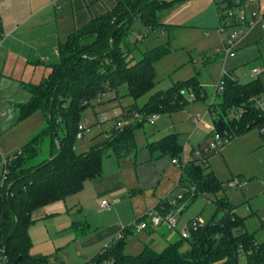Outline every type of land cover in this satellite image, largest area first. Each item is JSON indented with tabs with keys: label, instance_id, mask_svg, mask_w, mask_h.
I'll return each mask as SVG.
<instances>
[{
	"label": "trees",
	"instance_id": "trees-1",
	"mask_svg": "<svg viewBox=\"0 0 264 264\" xmlns=\"http://www.w3.org/2000/svg\"><path fill=\"white\" fill-rule=\"evenodd\" d=\"M178 0H117L114 8L93 17L84 26L76 28L64 42L58 45L59 62L51 66V72L38 84L26 86L30 99L18 104V120H24L37 112L46 117V125L22 147L21 154L7 163V173L0 187V243L11 264L47 262V257L32 254L29 234L38 210L64 200L79 192L86 181L103 174L104 157L113 153L121 158L139 150L136 131L144 127L153 115L170 113L188 106L192 101H204L208 95L197 75L175 82L166 90L156 91L141 107L137 101L152 92L157 85L156 63L171 52L176 27L163 23L167 8ZM243 1V0H242ZM221 0H214L215 7ZM229 7L234 0H223ZM140 19L144 37L168 32V40L154 48L141 51L138 57L139 37L132 41L133 25ZM219 22H221L219 18ZM219 88L214 93L221 101L218 107L208 104L212 116V131L207 139H221L222 145L205 152L209 143L200 144L194 150L193 159L180 164L181 176L177 187L185 193L173 203L161 199L154 209L137 218L145 221L153 212L170 213L187 197L213 194L217 211L222 218H213L207 224L190 230L188 238L156 251L146 245L136 255L125 252L127 236L114 239L104 246L91 261L109 260L111 264H264V241L258 242L254 233L240 231L245 218L238 215L220 181L209 165V158L220 153L237 137L257 129L264 140V109L257 100L264 99V84L256 77L241 83L233 71L222 74ZM126 86V96L132 103L120 105L126 110L121 119H130L134 113L142 117L123 127L114 126L105 141L88 151L77 153L75 143L83 110L97 103L106 102L107 94L120 102L124 95L120 89ZM220 87H223L220 89ZM206 100V101H205ZM121 103V102H120ZM49 137V156L36 161L40 153V137ZM145 147L153 154L159 152L183 162L182 145L176 133H169L156 140H147ZM201 155H195L196 150ZM5 171V168H3ZM198 218L190 219L188 224ZM188 245L183 249L184 245Z\"/></svg>",
	"mask_w": 264,
	"mask_h": 264
},
{
	"label": "rangeland",
	"instance_id": "rangeland-1",
	"mask_svg": "<svg viewBox=\"0 0 264 264\" xmlns=\"http://www.w3.org/2000/svg\"><path fill=\"white\" fill-rule=\"evenodd\" d=\"M261 1V8L264 11V0ZM246 4L250 8L249 6L254 3L245 0ZM256 5L258 6V4ZM166 12L168 13V23L177 24L175 26L176 38L171 44V52L156 63L157 85L155 89L140 98L137 101L138 106L144 105L154 92L166 90L175 82L185 81L195 75L198 76L209 97L207 101L205 100L206 102L192 101L184 108H179L170 113L158 114L156 115L155 124L146 121L144 127L136 131V141L139 149L143 152L144 148L142 147H145L146 137H150L153 131L174 132L178 135V140L183 148L182 158L187 153L188 160H191L189 156L193 147L196 148L201 143L204 146H206V143H209V145L213 143L212 138L207 139L212 131V116L208 110V104L214 102L218 107L221 101L219 96L214 95L215 86L216 83L218 84L220 76L232 70L239 81L245 83L256 78L252 76L253 71L256 69L263 70L264 65L253 59V53H246L248 58L245 60H237L239 54H244V52H241L242 49L248 47L245 42L241 43L239 41L233 53L228 54V56H224L223 52H218V49L223 47L222 37L227 33L238 31L239 27H231L224 34L220 33L219 16L213 0H178L174 5L167 8ZM162 21L165 23L164 16ZM243 28L245 33L248 28L245 26ZM144 33L141 20L136 19L133 25V34L130 38L132 41H136L139 37L143 38L137 50L138 57H140L141 51L154 48L168 40L167 31L158 34L152 33L148 37H144ZM254 48L255 45H251L250 50H254ZM192 59L196 60V63H192ZM260 77L264 79V73ZM126 92L127 88L123 86L120 89V93L124 95L119 99L121 103L111 104L109 98L113 95L110 93L105 97L106 102L94 104V106H89L83 110L81 122L89 129L83 139L76 141L75 150L77 153L88 151L93 145L106 140L110 130L116 124V120L115 117H110L106 122H101L100 116L102 113H106L108 116L116 114L119 104L132 103L133 99L126 96ZM25 96L26 92L23 91L17 94L15 98H11L8 94H0V111L6 113L4 117L0 116L1 159L17 156L29 137L35 136L46 125L45 120L41 117V112L27 119L18 120L17 105L20 102L26 103L28 101L22 100ZM40 142V153L36 159L37 162L49 156L50 138L41 135ZM85 146L86 148H83ZM104 159L106 164L110 160H115L112 153L107 154ZM209 159L212 171L220 181L225 183L224 191L220 194L226 195L229 202L236 206L238 215L245 218V227L240 231L254 233L258 242L264 241V142L259 131L253 129L244 133L223 148L220 153L211 156ZM175 167L177 168L176 173H178L177 180L181 172H179L180 166ZM234 179H238L237 187L229 185L230 180ZM175 182L171 187L173 201L181 198L185 193L182 187L175 188ZM2 183L3 164L0 162V187ZM214 200L213 194L184 199L179 209H173V211L176 210L173 214L177 225L172 230L181 233L187 227V221L192 218H198L202 221V224L209 223L213 218L216 220L222 218L223 212L217 211ZM156 203L151 204L148 210H151ZM57 204L49 205L43 216L35 217L29 230L33 244L31 253H42L49 256L50 253L56 251L53 246L55 243L57 248L69 247L74 264H85L84 260H81L78 256L75 248L76 240L74 239L82 235L80 229L83 227V225L78 226L76 221L85 216H88L93 222H101L102 219L97 218L93 212L78 216L76 210L69 213ZM71 210L69 209V211ZM114 219L115 215L106 217L108 222ZM162 224H164V227L167 226L166 222ZM73 225H76L78 230L72 227ZM136 236L137 234L128 236L127 254L136 255L140 253L141 250H137L136 240L138 239H136ZM187 247L188 245L185 244L183 249ZM95 254H93V257ZM63 261L68 264V257L64 256ZM245 262L246 255L241 252L240 263Z\"/></svg>",
	"mask_w": 264,
	"mask_h": 264
},
{
	"label": "crops",
	"instance_id": "crops-1",
	"mask_svg": "<svg viewBox=\"0 0 264 264\" xmlns=\"http://www.w3.org/2000/svg\"><path fill=\"white\" fill-rule=\"evenodd\" d=\"M260 1L255 0L252 2L254 4L249 6L250 8L247 4L245 7L247 10H262V1L261 3ZM116 3L117 0H0V23L4 33L0 43V94H8L11 98H15L23 91L26 92V96L22 100H29L30 94L26 86L38 84L51 72V66L59 62V43L64 42L73 30L84 26L93 17H98L108 9L114 8ZM167 14L165 11L163 16L165 23L169 24ZM169 25L177 26L173 23ZM239 41L245 42L248 47L242 49L241 52L244 54H239L238 61L247 59L246 53H253V59L264 65V29L260 26L249 28ZM251 45H255L254 50H250ZM192 63H196V60L192 59ZM260 70L261 74L255 76L252 73V76L260 78L264 84V79L260 77L264 73V69ZM215 87L217 90V83ZM113 97L114 95L109 100L111 101ZM115 103L118 101H111V104ZM117 109L116 114L109 115L111 118L115 117L116 121L120 120L122 114L126 112L120 104ZM41 117L46 124V117L43 113ZM212 128L211 122V130ZM169 133L155 130L150 137H146V142L159 139ZM33 137L34 135L29 137L28 141ZM262 141L264 142L263 139ZM197 147L192 148L189 158L193 159L194 150ZM142 148H144L143 152L139 149L135 154L132 153L121 158L112 153L115 160H110L108 164L104 163L105 159L103 160V174L99 178L86 181L79 192L67 196L64 200L49 204L61 203L57 205H61L69 213L76 210L78 216L93 212L97 218L102 219L101 222H93L88 216H85L76 221L78 226L83 225V227L80 229L82 235L74 239L76 240L75 248L80 259L85 263L93 257L95 252L98 253L103 248L102 246L108 245L122 231L127 236V240L129 235L137 234L136 239L138 240L135 242L138 245L137 250L141 251L146 245L156 251H162L182 237V232L173 231L174 228L168 225L164 227L163 222L159 225L149 223L146 228L139 231L133 227L137 218L150 211L148 208L151 204L157 202L155 207L161 199H171L173 202L171 187L178 175L175 166H180L173 163V158L169 155H162L159 152L151 154L146 147ZM186 155L187 153H185V158L188 160ZM0 162L2 163L1 158ZM180 169L179 172H182ZM180 176L175 182V188ZM102 200L109 201L111 207L102 210L100 207ZM49 205L38 210L36 215L43 216ZM179 208L180 206H177L176 210ZM69 209L72 210L69 211ZM109 215H115V219L108 222L106 217ZM72 227L78 230L76 225ZM53 246L56 251L50 253L49 256L42 253L32 254H41L47 257L48 264H65L63 259L64 256H67L68 264H74L69 247L57 248L55 243Z\"/></svg>",
	"mask_w": 264,
	"mask_h": 264
},
{
	"label": "built area",
	"instance_id": "built-area-1",
	"mask_svg": "<svg viewBox=\"0 0 264 264\" xmlns=\"http://www.w3.org/2000/svg\"><path fill=\"white\" fill-rule=\"evenodd\" d=\"M220 1V0H219ZM251 2L255 1V0H250ZM219 3V2H218ZM234 3L236 6L234 7H229L228 5H226V3L223 2V0H221V2L219 4H217V12H218V16L221 20L220 22V33L224 34L228 28L231 27H239L238 31H235L233 33H227L223 36V42H222V48L218 49V52H223L224 56H228V54L233 53L236 44L239 42V40L241 39V37L244 34V26L246 28H254L256 26H260L262 29H264V11L262 10H250L248 11L246 9V5H245V0H234ZM4 33L1 27V23H0V43L3 39ZM260 73L259 70H254L253 74L255 76H257ZM224 74V73H223ZM219 82L217 84V89L219 88ZM223 87H220V89H222ZM257 105L260 108L264 109V99L263 100H257ZM6 115L5 111H0V116L4 117ZM141 115L139 113L136 112V114H134V116L130 119H120L118 121H116L115 126L117 127H123L124 125H128L131 122H133L134 120H139L141 119ZM110 117L107 114H101L100 116V121L101 122H106ZM156 119V115H153L151 117H149L147 119V121H149L151 124L154 123ZM88 127L81 123L79 125V130L77 133V139H83L85 137V133L88 131ZM264 132V129H263ZM222 145V141L221 139L217 138L215 142H213L211 145H209V147H207L206 149H204V151L207 153L211 150H215L218 147H220ZM21 154V151L18 153V155ZM17 155V156H18ZM195 155L200 156L201 155V151L198 149L195 152ZM16 157V156H14ZM12 157V158H14ZM12 158H8V157H3L2 159V163L3 166L5 168V171H3V178L4 175L7 173V163L10 159ZM173 163H177V164H183L184 162L188 161L186 160V158H183V162H180L177 158H173ZM230 186H238V179H234V180H230L229 182ZM175 201H173L174 203ZM100 207L102 210L104 209H109L111 207V203L107 200H102ZM150 221H142V222H135L133 224V227H135V229L137 231L142 230L144 228H146L149 223H151L152 225H159L162 222H166L167 225L171 228H175V226L177 225V222L175 220L174 214L173 213H166V214H161V213H157V212H153L150 214L149 216ZM202 221L197 219L196 221H193L191 224H188L187 227L182 231V237L183 238H188L190 235V230L192 228H197L198 225H201ZM126 235L124 233V231H122L121 233H119L117 235V237L115 239H122L124 238ZM0 264H11L8 257L5 255L4 253V248L2 247L1 243H0ZM33 264H48L47 262L42 263V262H34ZM85 264H111V262L109 260H105V261H91V259L86 262Z\"/></svg>",
	"mask_w": 264,
	"mask_h": 264
}]
</instances>
